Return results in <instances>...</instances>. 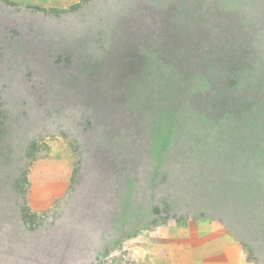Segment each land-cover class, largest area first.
<instances>
[{
  "label": "rangeland",
  "instance_id": "374dc122",
  "mask_svg": "<svg viewBox=\"0 0 264 264\" xmlns=\"http://www.w3.org/2000/svg\"><path fill=\"white\" fill-rule=\"evenodd\" d=\"M209 1L0 0V86L18 103L17 115L38 111L23 127L13 112L9 117L17 122L0 132L1 171L7 167L27 181L20 196L0 183V264H264V241L239 243L221 219L189 221L191 202H183L191 201L188 174L197 163H191V138L181 141L173 132V110L165 124L159 122L169 129L147 130L124 104L120 78L134 77L128 71L142 60L139 46L176 67L187 80L182 90L190 87L191 54L211 52L209 87L220 93L216 103L223 100L220 80L238 67L222 51L224 37L197 38L200 21L191 6ZM259 64L258 89L248 95L253 100L264 99V59ZM201 99L193 102L205 110ZM185 100L190 111L191 94ZM121 129L128 157L110 159L94 138ZM157 137L165 147L152 159ZM28 142L35 151L26 155L25 147L23 159L11 162L9 151ZM170 147L179 155H169ZM127 191L135 196L130 207L122 198ZM177 208L182 219L173 216ZM186 235L187 248L171 243Z\"/></svg>",
  "mask_w": 264,
  "mask_h": 264
},
{
  "label": "trees",
  "instance_id": "16d2710c",
  "mask_svg": "<svg viewBox=\"0 0 264 264\" xmlns=\"http://www.w3.org/2000/svg\"><path fill=\"white\" fill-rule=\"evenodd\" d=\"M210 1L206 5L191 6L192 15L200 21L196 24L197 38L203 39L211 35L220 36L221 40L224 37L222 51L229 52L227 55L238 67L229 69L227 76L220 80L224 97L221 102L216 103L214 100L220 93L213 94L212 87H209L210 77L208 78L207 70L211 52L202 50L195 52V55L191 54L193 65L191 74H187L190 87L186 90L181 89V83L187 80L184 81L178 76L176 67L170 61L164 62L158 58L155 50H146L142 46L138 49L142 60L136 62L134 70L128 71L134 77L130 80L120 78V82L125 86L126 99L128 97L124 104L140 114L141 124L147 130L154 125L161 126L164 130L169 129L164 124L166 117L170 116L168 111L172 109V116L175 117H172V122L174 120L175 126L178 123V130L173 131L175 136L181 141L191 138V163L197 165L194 168L191 165V172L188 174L191 177V201L183 202L186 205L191 202L189 221L198 218L221 219L227 232L239 243L246 245L252 241H264V147L259 145L264 142V99L253 100L248 96L258 89L262 77L256 69L263 67L259 61L264 59V11H260L264 8V3L258 7V1L252 0H214L212 5ZM233 15L236 17L231 23L230 17ZM213 21L215 24L211 23ZM224 22L230 27L224 29ZM219 45L223 46V43L220 42ZM226 59L229 62V58ZM122 69L123 65L119 67V70ZM221 72L224 73L223 68ZM253 78L256 83H253ZM4 89L0 86V132L3 134L9 130L11 123L17 122L9 116L14 117L12 113L16 114L18 107V103L15 104L16 101L10 95L6 96ZM190 94L189 111L185 98ZM197 98H202L205 110H199L200 103L193 102ZM23 105L26 107L27 104ZM36 112L31 108V111L24 109L20 115L16 114L18 125L25 126ZM211 114L215 115L214 119ZM160 121L164 124H160ZM88 122L87 120V124ZM100 133L94 140L108 158L128 157V150L123 147L127 139L123 129L113 136ZM26 136L20 142L25 143ZM158 139L159 137L150 145L152 159L159 156L162 147H165L161 142L158 145ZM25 147L26 155L35 151L33 142H28L24 147H14L9 151L11 162L23 159L20 156H23ZM168 153L179 155L176 148L173 151L172 147ZM139 160L137 158L135 162ZM1 170L0 167V183L8 182L14 195L16 193V196H20L27 192L23 191L27 183L25 176L20 179L22 175L18 177L11 170L8 171L7 167ZM244 177L253 185L243 182ZM125 194L122 197L124 204L130 207L133 203L130 197H135L134 193L127 191ZM172 202L180 204L175 199ZM126 205L117 212L127 209ZM112 207L111 211L116 212L115 205ZM178 209L173 210V216L181 218L183 215L178 214ZM27 211L26 208L22 209L24 220L29 217ZM157 213L156 210L155 214L158 215ZM160 218L163 220V217ZM99 220L105 222L104 217ZM250 251L252 252L251 249Z\"/></svg>",
  "mask_w": 264,
  "mask_h": 264
},
{
  "label": "crops",
  "instance_id": "0c3cea01",
  "mask_svg": "<svg viewBox=\"0 0 264 264\" xmlns=\"http://www.w3.org/2000/svg\"><path fill=\"white\" fill-rule=\"evenodd\" d=\"M187 228H189V226ZM174 237H176V235ZM189 239H190V242H191V238L188 235H186V236H183V237H179L178 239H176L175 241H173L171 243L172 244L175 243V246H177L179 248H187L188 245H189V241H187V240H189Z\"/></svg>",
  "mask_w": 264,
  "mask_h": 264
}]
</instances>
